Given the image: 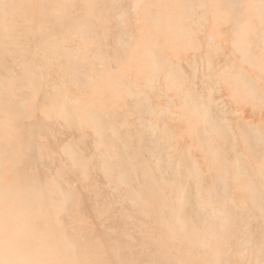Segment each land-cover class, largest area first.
I'll return each mask as SVG.
<instances>
[{
  "label": "bare ground",
  "instance_id": "bare-ground-1",
  "mask_svg": "<svg viewBox=\"0 0 264 264\" xmlns=\"http://www.w3.org/2000/svg\"><path fill=\"white\" fill-rule=\"evenodd\" d=\"M0 264H264V0H0Z\"/></svg>",
  "mask_w": 264,
  "mask_h": 264
}]
</instances>
